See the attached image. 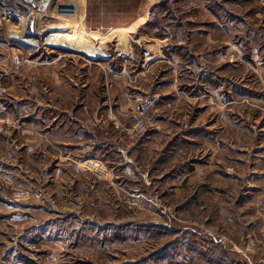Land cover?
<instances>
[{
  "label": "rangeland",
  "instance_id": "374dc122",
  "mask_svg": "<svg viewBox=\"0 0 264 264\" xmlns=\"http://www.w3.org/2000/svg\"><path fill=\"white\" fill-rule=\"evenodd\" d=\"M8 1L23 0H0V48L21 57L0 73L18 66L36 89L43 60L77 56L63 68L82 98L91 68L94 120L109 121L94 140L109 153L61 162L56 177L53 160L44 174L37 158L0 162V264H264V0H54L39 16L107 52L93 59L46 45L52 30L28 32ZM152 44L160 60L138 75ZM8 83L13 125L0 134L16 123ZM116 83L135 94L131 112L104 107Z\"/></svg>",
  "mask_w": 264,
  "mask_h": 264
},
{
  "label": "crops",
  "instance_id": "0c3cea01",
  "mask_svg": "<svg viewBox=\"0 0 264 264\" xmlns=\"http://www.w3.org/2000/svg\"><path fill=\"white\" fill-rule=\"evenodd\" d=\"M124 45L125 43L119 48L121 53H125V48L122 47ZM153 45L155 44H152L150 48L146 46L148 51L141 59L142 70L138 75L151 71L160 60L156 56L157 54L152 52ZM129 51L127 57L134 58L131 49ZM18 53L20 50L15 47L0 48V63L8 61L16 64L21 57ZM121 53L119 55H122ZM76 57L60 53L58 57L52 60L53 62L43 60L42 63H47L49 66H42L37 69L40 82L36 89L29 85L27 76L26 86L20 83L21 80L16 79V76L21 75L17 73L19 72L18 66L12 72L2 69L0 79L4 81L8 79L9 82L6 84L8 91L5 98L6 113L13 115L16 123L9 133L0 134V162L16 165L12 161L15 162L18 158H21V161L37 158L42 163L46 159L53 160L55 163L53 175L56 177L60 175L61 162H67V165L72 163L77 165L81 161H105L103 155L104 152L109 153V144L104 142V139L95 142L96 130L94 131V126L96 125L95 129H100L103 135L104 129L108 128L109 121L104 120V117L94 120L93 73L91 68L88 69L86 66L85 84L81 83V87L84 86L82 88L85 91L84 98H82L83 96L79 97V90L77 89L79 83L72 77L76 73L71 74L70 67L63 68L69 58L75 61L74 64H78ZM52 64L53 66H51ZM25 69H23V76L29 75V71ZM117 74H122V72H117ZM133 75L136 76L137 74L134 72ZM109 88L110 90L115 89L116 94L107 98V104L104 105V107L108 106L107 111L109 113L115 111L113 114L131 112L135 106V94L133 98L126 95L123 86L120 87V83H116V87L109 85ZM169 97L170 95L165 96V99H168L166 103L172 101ZM130 107L132 108L130 109ZM105 135L108 136V131L105 132ZM4 145L12 153L5 152ZM95 147L96 152L102 153V158L94 155ZM42 163L39 172L44 174L47 166ZM28 171L25 169L23 172Z\"/></svg>",
  "mask_w": 264,
  "mask_h": 264
},
{
  "label": "bare ground",
  "instance_id": "6f19581e",
  "mask_svg": "<svg viewBox=\"0 0 264 264\" xmlns=\"http://www.w3.org/2000/svg\"><path fill=\"white\" fill-rule=\"evenodd\" d=\"M8 2H5L6 8L3 7V13L8 14L9 16H16L20 13L26 14L24 29L28 32L37 34L41 37V34H43L46 30H52L45 39L46 45H52L57 48H65L66 50L72 49L77 52H84V54L92 57V59L107 55V52L103 50L101 46H95L92 43H89L88 39L82 35H78L75 32V29H73V31L69 30V28H75V25H70L65 21L51 24L43 19V17L39 16L40 14H42V16H47L50 13L54 0H23L16 3ZM60 7H62L60 8V12L61 10L68 11L70 9L69 4H62ZM19 17H21V15ZM24 41L28 44L31 43V45L38 44V39L31 36L25 37ZM118 44H122L121 40Z\"/></svg>",
  "mask_w": 264,
  "mask_h": 264
},
{
  "label": "built area",
  "instance_id": "2783aa9c",
  "mask_svg": "<svg viewBox=\"0 0 264 264\" xmlns=\"http://www.w3.org/2000/svg\"><path fill=\"white\" fill-rule=\"evenodd\" d=\"M12 125H13L12 121L2 114V108L0 107V132L2 131L8 132ZM24 193H25L24 191L21 192V194H24Z\"/></svg>",
  "mask_w": 264,
  "mask_h": 264
},
{
  "label": "water",
  "instance_id": "95a60500",
  "mask_svg": "<svg viewBox=\"0 0 264 264\" xmlns=\"http://www.w3.org/2000/svg\"><path fill=\"white\" fill-rule=\"evenodd\" d=\"M42 35V34H41Z\"/></svg>",
  "mask_w": 264,
  "mask_h": 264
}]
</instances>
